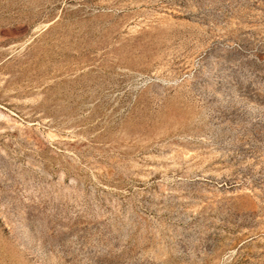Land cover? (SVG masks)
<instances>
[{"label": "rangeland", "instance_id": "1", "mask_svg": "<svg viewBox=\"0 0 264 264\" xmlns=\"http://www.w3.org/2000/svg\"><path fill=\"white\" fill-rule=\"evenodd\" d=\"M0 264H264V0H0Z\"/></svg>", "mask_w": 264, "mask_h": 264}]
</instances>
